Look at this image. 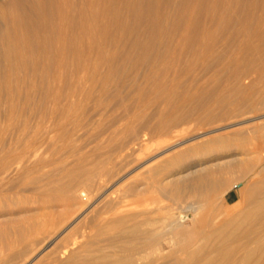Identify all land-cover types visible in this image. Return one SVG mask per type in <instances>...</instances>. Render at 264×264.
<instances>
[{"label": "rangeland", "instance_id": "374dc122", "mask_svg": "<svg viewBox=\"0 0 264 264\" xmlns=\"http://www.w3.org/2000/svg\"><path fill=\"white\" fill-rule=\"evenodd\" d=\"M263 131L264 0H0V264H264Z\"/></svg>", "mask_w": 264, "mask_h": 264}, {"label": "bare ground", "instance_id": "6f19581e", "mask_svg": "<svg viewBox=\"0 0 264 264\" xmlns=\"http://www.w3.org/2000/svg\"><path fill=\"white\" fill-rule=\"evenodd\" d=\"M258 131H259V130H258ZM259 132H260V131H259ZM263 132H264V131H263ZM258 135H259V134H258ZM256 176H257V175H256ZM258 185H260V184H258ZM258 185H257V186H258ZM257 186H256V187H257ZM258 187H259V186H258ZM105 188H106V187H105ZM260 188H262V187L256 188L255 190H257V189L260 190ZM259 190H258V191H259ZM248 192H250V191H248ZM252 196H253V195H252ZM243 198H244V197H243ZM245 198H246V197H245ZM262 201H263V200H262ZM242 202H243V201H242ZM257 202H258V200H257ZM231 210L233 211L232 208H231ZM228 211H229V210H228ZM232 211H231V212H232ZM231 212H228V214L230 215ZM222 213H226V212H225V211H222ZM222 215H223V214H222ZM224 215H225V214H224ZM65 231H66V230L62 231V232H61L56 238H54V239L50 242V244L53 243L54 241H56V239L59 238L61 235H63V233H64ZM157 241H159V240H157ZM155 242H156V241H155ZM48 245H49V244H48ZM124 259H125V258H124ZM100 260H101V259H100ZM121 261H122V260H121ZM126 263H127V262H126ZM120 264H121V263H120ZM123 264H124V263H123Z\"/></svg>", "mask_w": 264, "mask_h": 264}]
</instances>
